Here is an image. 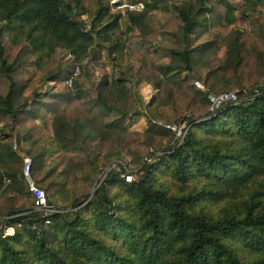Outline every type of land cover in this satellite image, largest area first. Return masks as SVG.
I'll return each mask as SVG.
<instances>
[{
	"label": "trees",
	"instance_id": "obj_1",
	"mask_svg": "<svg viewBox=\"0 0 264 264\" xmlns=\"http://www.w3.org/2000/svg\"><path fill=\"white\" fill-rule=\"evenodd\" d=\"M122 2L142 6L123 14L128 40L114 37L122 18L114 4H98L82 29L65 0H0V122L13 125L7 135L0 129V143L14 137L24 147L31 179L59 210L34 208L23 160L6 145L0 264H264V88L188 117L208 106L207 92L240 96L263 82L264 0ZM102 50L119 61L129 55L134 85L158 90L143 131L126 127L139 97L125 80L102 76L89 86L82 62ZM31 67L55 85L27 96ZM180 121V139L160 124ZM163 141L172 143L154 151ZM120 155L134 166L130 182L109 170L85 199L67 187L91 182ZM4 226L14 233L3 236Z\"/></svg>",
	"mask_w": 264,
	"mask_h": 264
},
{
	"label": "rangeland",
	"instance_id": "obj_2",
	"mask_svg": "<svg viewBox=\"0 0 264 264\" xmlns=\"http://www.w3.org/2000/svg\"><path fill=\"white\" fill-rule=\"evenodd\" d=\"M65 1L71 6V8L73 9V12L76 13L77 15L76 17L80 21H83V19H87L90 21V19L94 15L93 12L96 9L98 4H102L104 6L112 4L111 0H80V3L78 4H76V0H65ZM82 8L87 10V12L78 15L79 12H82ZM114 8L115 6H112L111 9L113 10ZM258 10L264 15L263 5H259ZM152 16L158 19L162 16V13L154 12L152 13ZM119 26L120 27L118 28V30H116L114 33L115 34L114 37L115 38L118 37L121 40H128V37H129L128 35L121 34L124 27L126 26V17H124L123 14H122V18L119 19ZM201 41L202 39L198 40V42H201ZM222 52H223V49L219 51V55H221ZM57 53H58L59 60H66L68 57L67 53L61 48H57ZM134 64L136 65L137 62L132 61V58H130L129 55H126L124 57V61L123 60L119 61L116 56L108 55L106 50H102L101 55L100 57H98L97 60L92 59L91 56H88L82 62V65L85 66L87 79L90 82V85L88 84L89 86H93L94 84H96L102 76H107L109 79H115V78L120 79L121 78L126 81L125 83L127 85L133 88V91L139 97L138 113L132 114L126 127L129 130L143 131L146 128V119L151 116L153 117L154 114H156L157 110L154 104L158 98V90L154 89L153 87H151L149 84L145 82H142L138 84L137 86L134 85L133 83L134 79L130 77V73H129V67ZM24 77L28 78L31 81V84L26 92L27 96L33 90H36L37 92H44L47 86L55 85L53 82L42 81L41 71H39L38 67H31V68L24 70ZM147 87L150 90H147L145 92L144 89H146ZM206 112H207V107L204 109L196 110L194 113H190L188 117L203 116ZM160 123H164V122H160ZM175 125H176V130L179 129L181 131L180 136L182 137V134H184V129H187V124L185 123V121H180ZM3 128H6L10 131L13 128V125L11 123L4 122ZM175 136L180 139V136H178L176 133H175ZM171 143L163 141L162 144H160L157 148L154 149V151L159 153L162 149H165L166 147L171 145ZM17 147H20V146L17 145ZM117 165L124 167V169L127 172L129 171L133 172V170H135L134 166L131 163V158L128 156L120 155L119 157L112 158L110 161L109 160L105 161L101 165L98 173L96 174V176H94V179L91 182L88 183V182H85V179H79L76 183H67V187L73 188L72 192L76 194L78 199H85L86 196L89 197L95 192V190L97 189L101 181L104 179L106 173L109 170H111L112 167L117 166ZM55 204L56 203H54V205ZM68 204L69 203L63 206L69 209Z\"/></svg>",
	"mask_w": 264,
	"mask_h": 264
},
{
	"label": "built area",
	"instance_id": "obj_3",
	"mask_svg": "<svg viewBox=\"0 0 264 264\" xmlns=\"http://www.w3.org/2000/svg\"><path fill=\"white\" fill-rule=\"evenodd\" d=\"M112 4H114L113 6H115V8L113 10L116 11H120L121 14H124L126 10H140L141 9V4L140 3H126V2H122L120 4H116L118 0H111ZM116 4V5H115ZM84 22V29H89L90 28V22L87 19H83ZM79 72L78 67L75 68L73 76H76ZM67 86H71V79H68L66 81ZM194 86L199 89L202 92H206V87L205 85L200 82L199 80H195L193 82ZM260 88H264V80L263 82L260 84V86L258 87H254L251 90H243L240 93V96L238 94L237 90H232V91H227V92H222L219 94H213L210 92L206 93V97L209 101V104L207 106V111H214L217 108H219L220 106H222L225 103H231V104H236L239 101H241L242 98L245 97H253L256 94H258L260 92ZM163 126L170 128L172 130H176V125H171V124H167V123H160ZM176 134L178 136H180L181 131L179 129L176 130ZM184 134H182L183 136ZM13 148H15V144L13 145ZM23 160V168H22V173L23 176L26 180L27 186H28V191L31 195L32 198V202L34 204V208L38 209V210H42L44 211L45 214H49L52 212H58L59 210L54 208L52 205L48 204L46 202V198H45V194L42 188L38 187L33 180L30 177V164H31V159L29 158V156H23L22 157ZM122 167V166H121ZM111 170H115V171H120V175L121 177L127 181L130 182L132 179V175L129 172H122L120 170V165L114 166L112 167ZM14 233V228L11 226H4L2 229V235L3 236H10Z\"/></svg>",
	"mask_w": 264,
	"mask_h": 264
},
{
	"label": "crops",
	"instance_id": "obj_4",
	"mask_svg": "<svg viewBox=\"0 0 264 264\" xmlns=\"http://www.w3.org/2000/svg\"><path fill=\"white\" fill-rule=\"evenodd\" d=\"M3 125H4V122H0V129L3 130V133H2V134L7 135V134L11 133V130L9 131L8 129L3 128ZM8 142H9V143H8ZM10 143H12V149L14 150V152H15L18 156H20L21 158H22L23 156H25V155L27 156L24 147H17V144L15 143V139H14V137H12V139H11V138H10V139H5V140H3V141L0 143V155H1V153H3V151H4V149H5V146H6V145H9ZM14 144H15V148H13V145H14ZM29 194H30V193H29ZM30 197H31V195H30ZM31 199H32V198H31ZM22 202H25V199H24Z\"/></svg>",
	"mask_w": 264,
	"mask_h": 264
},
{
	"label": "water",
	"instance_id": "obj_5",
	"mask_svg": "<svg viewBox=\"0 0 264 264\" xmlns=\"http://www.w3.org/2000/svg\"><path fill=\"white\" fill-rule=\"evenodd\" d=\"M79 25H80V27H81L82 29H84V25H83V24L79 23ZM28 224H29V225H33L34 222L31 221V220H28Z\"/></svg>",
	"mask_w": 264,
	"mask_h": 264
},
{
	"label": "bare ground",
	"instance_id": "obj_6",
	"mask_svg": "<svg viewBox=\"0 0 264 264\" xmlns=\"http://www.w3.org/2000/svg\"><path fill=\"white\" fill-rule=\"evenodd\" d=\"M147 90H150L148 87L146 89H144V91L146 92Z\"/></svg>",
	"mask_w": 264,
	"mask_h": 264
}]
</instances>
